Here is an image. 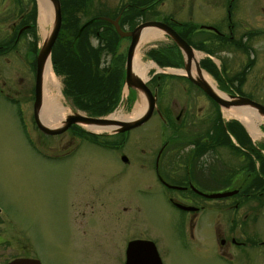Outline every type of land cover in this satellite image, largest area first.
I'll return each instance as SVG.
<instances>
[{"label":"flooded vegetation","instance_id":"af4514ba","mask_svg":"<svg viewBox=\"0 0 264 264\" xmlns=\"http://www.w3.org/2000/svg\"><path fill=\"white\" fill-rule=\"evenodd\" d=\"M183 1L188 9L195 2L179 0L178 3L169 2L168 7L173 9L175 6H183ZM218 1L224 10V28L222 18L218 19L217 14L209 17L206 11H200V19L206 24H193L194 30L189 32L187 28L180 26L181 22L171 19L169 13L164 12L163 8L167 7L165 0H131L127 7L122 5L118 10H129V15L118 14L109 19L117 18L120 29L125 32L143 23L164 24L188 45L192 44L194 48L211 56L219 54L228 57V40L233 44H247L254 35L259 38L264 36V0L251 1L246 14L253 20L244 26L245 31L239 33L233 31V26L228 28V8L238 0ZM144 7L142 15L134 11ZM25 15V0H0V96L8 105L2 109L3 112H10L13 119L11 124L16 122L22 139L35 153V157L53 164L50 167V184H33L32 187L30 184H21L22 187L18 185L15 197L1 201L0 264L18 261L60 264L52 260V224L48 229L41 225L42 220L52 222L57 216L65 218L68 223L80 221L79 229L74 232L69 230V248H75L74 252L91 247L103 254L104 246L98 238L118 244L112 247L116 253L115 259L103 260L99 264H150L151 245L159 263L163 264L157 253L158 237L153 236L150 229H141L137 224L141 221L137 217L140 208L137 206L136 196L141 193L142 187L159 204L167 220L185 223L189 241L195 245L193 255L197 264H264L262 123L254 121L253 128L248 130L240 121L223 119L220 107L192 84L184 73H161L153 65H149L154 62L148 54L150 50H168L164 49L168 47L150 48L145 53V61L150 63L149 77L144 81L148 92L143 93V97L145 106L150 103L152 109L141 124L117 131L122 128L121 123H134L144 112L143 109L137 115L129 117L130 119L126 118L134 107L138 90L128 87V95L122 99V84L120 103L116 106H120L122 118H106V121H114L116 125L106 131L89 132L84 118L93 116L76 108L72 99L62 94L63 78L55 73L56 77L61 78L62 100L59 105L67 107V111L57 113L53 121L39 113L41 101L39 110L35 107V56L38 45L31 37V27L35 29V24L26 21ZM135 18H138L136 23ZM122 20V25H126L124 28H121ZM125 21L133 22L134 25L130 26ZM106 24L112 27L110 23ZM109 26L105 27L109 29ZM99 32L96 34L98 37H95L96 43H99L94 48H103L104 51L98 55V61L92 63L94 73L110 77L120 71L123 79L130 37L118 38L113 43L112 51L108 52L110 41L103 39L105 32ZM157 37L159 40L168 39L172 42L164 33ZM122 42L124 44L121 48ZM172 44L174 45L173 42ZM174 47L176 48L175 45ZM174 50L176 52L177 49ZM27 54L30 55L29 58ZM72 56L87 59L97 55L76 53ZM176 57L175 62L170 61V68H182L183 54L177 50ZM227 57L222 61L218 60L220 72L228 71ZM199 67L216 70L213 61L207 58L200 60ZM218 85H215L217 92L225 95L234 93L228 90V83L221 85L225 89H219ZM73 88L68 86L66 92L73 91ZM40 98L42 99V90ZM72 116L75 117V122L67 124ZM106 116L102 115L101 118ZM36 121L60 132L44 134L36 126ZM152 121L159 127V143L156 148H147L144 145L150 143L152 128L148 126ZM89 145L96 147L97 152H91ZM219 153L228 154V161L233 163L232 167L235 169L228 168L227 161L222 157L221 165H224V169L218 172L216 163L220 161ZM90 158L97 159L92 166L89 164ZM65 160L73 163L76 170H71L72 167L68 165L62 166L63 170L54 166V163ZM94 167L97 170L91 171ZM229 174L232 189L235 187L237 192L226 197H213L214 194L222 193L216 191V188L224 186L218 183H225ZM237 174L240 175V180L233 179ZM58 179L63 183L67 179L69 184H57ZM112 184L116 186L111 187ZM76 186H81L79 193ZM0 188L6 191L8 185L0 184ZM74 205L78 209H74ZM110 218L113 221L112 229L104 228ZM204 221L210 226L212 238L214 237V244L211 246L205 244V235L200 233V227L197 226ZM74 239L77 244L73 243ZM131 245H134V251L128 256L126 250ZM179 249L182 248L179 246ZM71 264L89 263L77 260Z\"/></svg>","mask_w":264,"mask_h":264},{"label":"rangeland","instance_id":"374dc122","mask_svg":"<svg viewBox=\"0 0 264 264\" xmlns=\"http://www.w3.org/2000/svg\"><path fill=\"white\" fill-rule=\"evenodd\" d=\"M130 1L131 0H84L82 1V7H81V9L84 11L81 15L79 14L80 16L79 23L82 25L91 19H94V21L91 24L95 22L108 23L106 21L98 20L95 18L104 17L107 19L109 18L112 19L114 18V16L118 14L121 15L120 13H122L124 16H127L126 14H128L129 10L126 12H124L123 10H121V12H118V10L122 5H124V7H127V4H130ZM251 1L252 0H240V1L238 0L237 2H232L231 6L228 8V28L230 26H233V31L237 33H239L240 31L242 32L245 31L244 26H246V24H248L253 20L251 17L249 16L247 17L246 14L247 9L251 6ZM169 2L178 3L179 0H165V4L167 3V7L163 8L164 12L166 14L169 13L170 18L177 22H181V23L188 22L191 25L206 24L205 22H202L200 19L202 17L200 11H206L207 13L206 15H208L209 17L217 14L218 19L222 18V27L223 28L225 27L224 10L222 9L221 3H219L218 0H207L205 2L203 0H195V2L191 5L189 9L186 7L185 1L181 2V3H185V5L180 7L175 6L173 9L168 7V5L170 6ZM28 6H29V2L28 0H25V8L27 9ZM138 12L140 13V15H142L145 12V7L139 9ZM137 20L138 18H135L134 23H136ZM125 23L129 24L130 26L134 25L133 22H129V21H125ZM99 25L91 27L89 29L90 31L87 32L88 33L87 40L93 48L95 47V45L97 46L99 41L96 43L97 40L95 39L93 33L91 32L95 31L94 29H96L97 30V32H95L96 34L99 31L107 33V28L103 25L100 27ZM124 26L126 25L125 24L121 25V28H124ZM51 27H52V18L47 28L48 31H50ZM97 27L100 28L97 29ZM111 28L114 30L113 27ZM147 28L149 27H145V29ZM33 30L36 36V45H39L38 46V50H39L44 40V37L41 35L39 29V13L38 16H36L35 29L33 28ZM158 38L159 37H156V39H153L150 42L138 48L139 50H137V52L140 55L141 62L143 64L148 65L150 63L149 61H145L146 51L149 50L150 48H156V47L170 48L168 50L171 53H169L168 56H166V58L168 59V61H172V62H175L177 60L176 57L177 50L175 52L174 49L176 48L174 47L172 42L169 41L168 39L159 40ZM122 44H124V42L121 43V48H122ZM191 45L189 46L192 47ZM247 46L249 50L246 53L235 48L234 45L228 44V57L219 54H213L214 55L213 57L216 58L217 60L222 61L224 57H227L228 59V71L221 72L222 75L218 72V77L223 81L224 78L229 77L233 73L237 72L242 67V65L244 64L247 58L253 57L254 65L250 67V69L248 70L245 81L240 88L241 91L240 95L246 96L249 100L256 102L262 107H264V36H262V38H259L256 35H254V38L249 43H247ZM27 57L29 58L30 55L27 54ZM84 61L86 65L89 64L87 60ZM213 61L214 63L215 62L217 63L216 60L213 59ZM104 63L105 60L103 61V64ZM147 77H149L148 71L147 74L145 75V78ZM56 78L58 79L60 84L59 85L60 88L58 89L60 95V97L58 98V102L60 103V101L62 100V96L60 92L62 88L61 78L60 77H56ZM216 82H218L219 84L218 85L219 89H225L223 86H221L222 83H220L217 80ZM229 89L230 86H228V90ZM124 90L125 87L122 90L123 98L126 95H128L127 94L128 92L125 94ZM3 100L4 99L0 96V184H7L8 189L6 191H3L0 188V203L3 199L15 197L18 194V190H17L18 185L22 187L21 184H30V187H32L33 184H50V180H49L50 167H52L51 165L53 164V163L50 164L47 161H44L43 159H39L38 157H35L36 156L35 153L30 149V147H28L24 139H22V135L17 127L16 122L14 124H11L13 119H11L10 112L8 111L3 112L2 108L4 106H8L6 103H4ZM247 110L249 109L244 108L243 110L242 109L234 110L233 108L231 109L228 108V113L234 111L237 112L238 115L235 117L233 115L225 116L224 112L226 110L221 109L223 117L225 119L235 117V119L244 118V120L249 121L248 117L253 116L251 113L253 111H249L248 113L249 116L247 115L245 116L244 114L247 112ZM120 111L121 109L119 106L117 110L110 116H114L116 113ZM45 116L47 115L45 114ZM259 117L262 118L260 115ZM257 122L258 123L261 122L262 126H264L263 119L258 120ZM148 127L152 128V135L150 137V143L148 142L144 146L147 148H156L159 143L158 142L159 127L155 121L150 122ZM88 148L91 152L93 151L97 152L96 147L92 145H89ZM222 157L227 161L225 162L227 163L228 168H234L232 167L233 163L231 161L230 162L228 161V154L225 155L224 153H219L220 161L216 163V169L218 172L221 171L220 169H224V165H221L223 163L221 160ZM73 158H77V157H73ZM68 160L62 161L60 163H54V166L56 168L59 166V169L63 170L62 166L68 165L69 167H72L71 170H76L74 164L69 163ZM96 160L97 159L90 158L89 159L90 166L95 164ZM59 169H57V171H59ZM90 170L96 171L97 168L94 167ZM233 179L240 180L241 177L239 174H237L234 175ZM231 180H232L231 174H229L228 179L225 183H218V184H224V186H218L216 188V191L229 192L234 190L235 187L234 189H232L233 184L230 183ZM65 181L66 183L65 182L63 183L62 181H60V179H58L57 184H69L67 183V179ZM73 181L74 179L72 180V183ZM78 184L80 183L78 182ZM75 185L76 184L73 183V187H75ZM114 186L116 185L112 184L111 187ZM105 188L106 187H104L103 191L105 190ZM76 190L77 193H79L81 191V186H76ZM136 203L137 206L140 208V213L137 215V217L140 219L141 223L140 222L137 223L138 227H140L141 229L143 228L150 229L152 235L158 237V241H156V246L158 251L157 253L162 263L163 264H171V263L197 264L195 257L193 255L195 251V245L194 243L189 241V237L185 230V223L178 222L176 220H167V218L164 216L163 210L159 207V204L155 201L154 198L150 197V194L146 192L144 187H142L141 193L137 194ZM12 205H17V204H12ZM61 207H64L65 209V206L62 205ZM93 208L94 210H96L95 205L93 206ZM74 209H78L77 205H74ZM67 210L69 212L68 207ZM65 221L67 222V225H65L66 223ZM51 224H52L51 233H52V249H53L52 260L59 262L60 264H71L77 260H84L87 261L89 264H99L103 260L113 261L115 259L116 253L114 249L112 250V247L113 245H118V244H115V242L112 240L108 241V240H103L102 238H98V240H100L102 245L104 246L103 254L102 252L93 249L91 247H85L82 251H78V252H74L75 248H69L70 245L69 230L72 229V231L74 232L75 229H79L80 221H70L68 223V220H66L65 218H60L59 216L53 219L52 222L44 221V220L41 221L42 227L46 229H48ZM112 225H113V221L112 218H110L108 224H104V228L112 229ZM197 226L200 227V233L202 235H205L204 236L205 244L207 246L213 245L214 237L212 238L210 232V226L208 224L206 225V221L199 223ZM73 243L77 244V241L74 239ZM179 246L182 249H179Z\"/></svg>","mask_w":264,"mask_h":264},{"label":"trees","instance_id":"16d2710c","mask_svg":"<svg viewBox=\"0 0 264 264\" xmlns=\"http://www.w3.org/2000/svg\"><path fill=\"white\" fill-rule=\"evenodd\" d=\"M82 1L84 0H58L61 15L60 29L57 34L56 40L52 46L50 61L54 70V73L62 76V94L70 97L76 108L87 112L93 117L102 116L110 113L114 110L119 101V94L122 85L121 72L117 71L116 74L105 76L104 74H95V67H92V63L98 61V55L104 51L103 48H93L88 40L87 35L89 29L93 26H108L104 22H95L91 25L83 28L79 36L75 39L76 33L81 26L79 23L80 16L84 10L81 9ZM134 8V7H132ZM81 9V10H80ZM76 10V11H75ZM80 10V11H79ZM138 12V10H134ZM121 15H123L121 13ZM36 17V7L33 0H29V6L26 9L25 19L34 24ZM123 20L121 21V25ZM181 27L187 28L189 32H192L194 27L190 23H181ZM100 27H97L99 29ZM31 37L35 40V33L33 27H31ZM95 31L94 37H98ZM95 33V34H94ZM103 39L107 42L110 41L107 46V51L111 52L113 49V43L118 40L113 29L109 26L107 33L103 36ZM34 42V41H33ZM229 45H234L235 48L246 53L248 47L245 44H233L230 41ZM96 54V57H73L72 54ZM171 53L169 50H150L149 56L159 67H169L170 61L166 58ZM160 59V60H158ZM87 60L89 64H85ZM252 59H246L245 64L235 73L232 74L228 80V85H233L234 93L241 94L240 88L243 85L246 75L250 67H252ZM34 66V62H33ZM206 72L210 76H216L217 71L215 69H207ZM68 86L73 88V91L66 92ZM65 88V89H64ZM73 96V97H72Z\"/></svg>","mask_w":264,"mask_h":264},{"label":"water","instance_id":"95a60500","mask_svg":"<svg viewBox=\"0 0 264 264\" xmlns=\"http://www.w3.org/2000/svg\"><path fill=\"white\" fill-rule=\"evenodd\" d=\"M35 1L37 4V10H38V1L37 0H35ZM47 1L50 3L51 10H52V27L49 31L47 38L43 41L39 52L37 51V54L35 57V82H34V103L35 104L37 103L38 96L40 98V90L42 89L41 73L43 70V65L45 64L46 61L50 64L51 47H52V45H53V43L57 37L58 31L60 28V23H61L60 8H59L58 0H47ZM95 19L103 20V21L110 23L113 26L114 31L119 38L130 37V43H129V46L127 48L126 59H125L124 85L126 84L129 87L128 83L130 80V77H129L130 66L132 65L133 53H134V50H135V47L137 44V40H138L140 31L144 27H155L157 30H159V31L163 32L164 34H166L167 36H169L170 39L173 41V43L176 45V47L183 54L184 63H183L182 70L184 71L186 78L188 80H190L191 83L198 86L214 102H216L221 108H230L233 106L239 107V108L245 107V108L253 111L254 116H256L257 118H258V115H260L264 119V107H262L261 105L255 103V102H253L247 98L233 97V96H229V95L227 96L228 97V101H227L223 97H220L218 94H216L214 92V90L212 89V87H210L206 82L201 80L198 76L192 77L189 74V69H190V59L192 58V53L194 51L170 27H168L164 24H161V23H157V22H148V23H143L141 25L136 26L131 31L124 32V31L120 30L118 23H117V20H118L117 18L114 20H110V19H107L104 17H98ZM93 21H94V19H91V20H88L87 22H85L84 24H82L77 31L75 39L79 36V34L83 30V28L86 27L87 25L91 24ZM194 67H195L196 73L199 75L200 69H199L196 61L194 62ZM143 80L144 79H141L138 76H132V84L131 85L136 86L137 89H139L142 93L147 94L148 91H147L146 87L144 86ZM230 99H232V100H230ZM151 109H152V106L150 103H148V105L144 109V112L138 118L137 121H135L134 123H129V124L121 123L120 125L122 126V128H120L117 131L121 132V131L133 128V127L141 124L142 122H144L148 118V116L150 115ZM84 120L87 122H90V123H95V124L106 122V120H104V119L91 118V117L84 118ZM74 122H75V117L72 116V117H69V119L67 120L66 123L70 124V123H74ZM109 123L110 124H116V122H114V121H110ZM36 126L44 134L50 135V134H55V133L60 132V130H53L49 127H46V126L40 124L38 121H36ZM234 193H235L234 191L228 192V193H217V194H214L213 197H216V198L226 197V196H230ZM151 246H152V260L150 261V264H160L158 257L156 255V252L154 250V247H153V245H151ZM133 248H134V245H131L126 250L128 256H130L133 253V251H134ZM31 263H35V262L18 261V262H15L13 264H31ZM35 264H38V263H35Z\"/></svg>","mask_w":264,"mask_h":264},{"label":"bare ground","instance_id":"6f19581e","mask_svg":"<svg viewBox=\"0 0 264 264\" xmlns=\"http://www.w3.org/2000/svg\"><path fill=\"white\" fill-rule=\"evenodd\" d=\"M37 1H38V13H39V29H40L41 35L44 37V40H45L49 34V31L47 28H48L49 22L52 18L51 5L47 0H37ZM159 34H160V32L158 30L149 28V29L143 30L140 33V36L138 38V41H137V44H136V47H135V50L133 53L132 65L130 66V72H129L130 80L128 83L129 88H135L136 90H138V94H137V100L134 104L133 110L129 115L126 116V118L133 117V116L137 115L145 107V99L143 97V93L139 89H137L136 86L131 85L132 84V76H138L139 78L144 77L146 74V71H148L149 65L152 66V64L146 65V64H143L141 62V57L138 54L137 50H139L138 48H140L142 45L148 43L151 39H154L157 36H159ZM41 46H40V48H41ZM40 48H39V50H40ZM39 50H38V52H39ZM198 58H199V55L197 53L193 52L192 58L190 59V66H191L190 75L192 77L198 76L201 80L206 82L208 85H210L214 89L213 82L211 81V79L206 74H204L203 72H199V75H198L196 73L195 67H194V62ZM157 70L158 71H170V70H159V69H157ZM41 83H42V89H41L42 90V99L39 98V96H38V100H37V103L35 104V107H37V110H39V103L41 101V107H40L39 113H42V115H44V116L46 114L49 118H51L54 121V118H55L57 113H60L61 111H67V109H66V107H62L59 105L58 98L60 97V95H59L58 89L60 88L59 87L60 84H59L58 79L52 73L51 67L47 61L43 65V70L41 73ZM127 92H128V86L125 84L124 93L126 94ZM222 96H224V95H222ZM226 109H228V108H226ZM233 109L237 110L235 108H233ZM120 114L121 113L118 112L114 116H110L111 117L110 119H112V120L113 119L114 120L121 119L122 116ZM224 115L225 116L233 115L236 117L238 114L236 111L228 113V110H226L224 112ZM244 115H246V114H244ZM124 117L125 116H123V118ZM59 118H60V116H59ZM238 119L243 121L249 130H251L253 128V121L252 120L246 121V120H244V118H238ZM106 122L99 123L101 125L87 122L86 126H87L88 130L95 132V133H98V132H101L103 130H105V131L109 130L110 127H112L114 125V124H110L109 123L110 121H106ZM57 123H59V121Z\"/></svg>","mask_w":264,"mask_h":264}]
</instances>
